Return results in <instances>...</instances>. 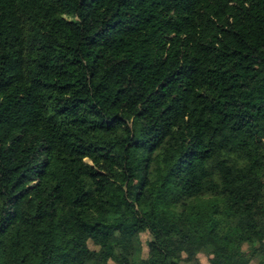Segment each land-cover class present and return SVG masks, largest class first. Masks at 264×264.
I'll return each mask as SVG.
<instances>
[{
    "label": "trees",
    "instance_id": "obj_1",
    "mask_svg": "<svg viewBox=\"0 0 264 264\" xmlns=\"http://www.w3.org/2000/svg\"><path fill=\"white\" fill-rule=\"evenodd\" d=\"M202 254L264 264V0H0V264Z\"/></svg>",
    "mask_w": 264,
    "mask_h": 264
},
{
    "label": "rangeland",
    "instance_id": "obj_2",
    "mask_svg": "<svg viewBox=\"0 0 264 264\" xmlns=\"http://www.w3.org/2000/svg\"><path fill=\"white\" fill-rule=\"evenodd\" d=\"M147 238H148V235H143V241H144V248H145V251H147V248H146V240H147ZM200 258H201V261L204 263V264H208V257L206 256V255H204V254H202L201 256H200ZM99 264H104V263H99Z\"/></svg>",
    "mask_w": 264,
    "mask_h": 264
}]
</instances>
